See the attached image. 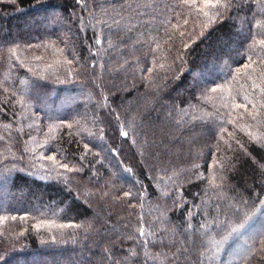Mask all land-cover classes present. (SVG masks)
I'll use <instances>...</instances> for the list:
<instances>
[{
  "label": "trees",
  "instance_id": "trees-1",
  "mask_svg": "<svg viewBox=\"0 0 264 264\" xmlns=\"http://www.w3.org/2000/svg\"><path fill=\"white\" fill-rule=\"evenodd\" d=\"M0 264H264V0H0Z\"/></svg>",
  "mask_w": 264,
  "mask_h": 264
},
{
  "label": "snow or ice",
  "instance_id": "snow-or-ice-1",
  "mask_svg": "<svg viewBox=\"0 0 264 264\" xmlns=\"http://www.w3.org/2000/svg\"><path fill=\"white\" fill-rule=\"evenodd\" d=\"M206 3H211V0H206ZM220 3V0H217V4H219ZM213 6H216V5H213ZM220 6H222V7H227V5L226 4H221ZM205 15H207V13H205ZM99 42V41H98ZM122 135H127V133H122ZM65 167H66V165H65ZM125 195H128V193H125ZM233 231H235V229L233 230ZM229 235H231V233H229ZM228 239V237L226 236L225 238H224V240H227Z\"/></svg>",
  "mask_w": 264,
  "mask_h": 264
}]
</instances>
